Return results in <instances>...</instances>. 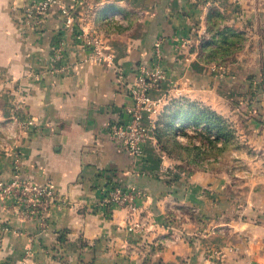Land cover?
Instances as JSON below:
<instances>
[{
  "label": "crops",
  "instance_id": "1",
  "mask_svg": "<svg viewBox=\"0 0 264 264\" xmlns=\"http://www.w3.org/2000/svg\"><path fill=\"white\" fill-rule=\"evenodd\" d=\"M33 1L0 0V179L19 151L24 175L52 180L59 200L41 221L0 197V264H264V0H61L24 23ZM80 31L101 40L100 59ZM234 35L238 46L218 63L214 52ZM158 36L168 79L152 94L163 113L148 111L144 125L190 103L229 127L234 106L220 84L237 77L240 123L261 155L250 178L166 164L155 136L141 156L109 137L107 123L130 102L116 68L131 83ZM111 180L144 191L142 229H127L126 209L99 207Z\"/></svg>",
  "mask_w": 264,
  "mask_h": 264
},
{
  "label": "built area",
  "instance_id": "2",
  "mask_svg": "<svg viewBox=\"0 0 264 264\" xmlns=\"http://www.w3.org/2000/svg\"><path fill=\"white\" fill-rule=\"evenodd\" d=\"M60 4L61 0H34L25 10L24 23H31L34 19L40 20L54 5ZM62 13L66 18V25L73 26L74 19L69 8L63 6ZM77 37L86 39L85 42L92 48L93 59H100L103 56V44L97 36L80 31ZM163 46L164 37L158 36L150 55L142 58L136 65L135 77L131 83L127 81L123 68H116L118 83L126 86L130 102L124 108L125 118L122 116L112 118L106 125V131L122 150L134 156L143 155L150 138L155 136L156 125L152 129L144 125L146 113L148 111L159 115L163 113V110L158 109L162 98H156L152 94L153 89L159 88L168 79L167 70L163 65ZM63 56L64 46L60 44L55 47L54 59L60 60ZM66 69V66H54L53 71L62 72ZM22 167L21 154L16 151L12 157V177L0 179V197L13 199L14 206L22 209L20 211L23 216L44 221L52 205L59 200L58 192L52 180L39 183L24 175ZM144 195V191L136 185H122L111 180L102 189L99 207L107 211H112L116 207L126 209L127 229L129 231L142 229L143 211L137 201Z\"/></svg>",
  "mask_w": 264,
  "mask_h": 264
},
{
  "label": "rangeland",
  "instance_id": "3",
  "mask_svg": "<svg viewBox=\"0 0 264 264\" xmlns=\"http://www.w3.org/2000/svg\"><path fill=\"white\" fill-rule=\"evenodd\" d=\"M239 40V37H231L230 40H227V44L229 43L227 50L222 51L221 48L218 49V54L214 52L213 56L217 57L218 63L225 62V54L231 48L237 47ZM220 88L229 91L231 103L234 106L230 126L225 130L224 136L217 128L211 127L204 121L197 120L207 113L205 105L193 107L187 103L184 105L175 103L164 116L165 120L162 121L161 125H157L155 142L165 153L166 164H177L183 166L185 170L188 168H209L216 172L228 167L233 179L248 178L251 175V166L253 167L256 161V154L259 153L255 151L256 143L254 139L249 137L251 134L248 131H253V128H249L247 124L242 125V122L240 123L242 118L239 113L240 97L242 96L241 91L245 87L236 77L225 85H222L221 82ZM219 97H221V94ZM209 111L216 113L212 109H209ZM180 112L190 117L179 121L180 115L178 113ZM258 157L260 159L261 155L259 154Z\"/></svg>",
  "mask_w": 264,
  "mask_h": 264
},
{
  "label": "trees",
  "instance_id": "4",
  "mask_svg": "<svg viewBox=\"0 0 264 264\" xmlns=\"http://www.w3.org/2000/svg\"><path fill=\"white\" fill-rule=\"evenodd\" d=\"M235 36V35H234ZM235 37H239L240 38V36H238V35H236ZM231 39V38H230ZM230 39H227V36L226 37H224V40H225V44H223L222 45V51L224 50H227L228 49V47H227V45L229 44H227V40H230ZM227 47V48H226ZM236 47H234V48H231L230 50H229V52H231L232 50H234ZM228 52V53H229ZM219 53V52H218ZM228 53H226V54H228ZM225 54V55H226ZM188 105H190V106H193V107H196L195 105H193V104H190V103H187ZM205 110H207V113H205V115L204 116H202V117H199V119H197V120H200V121H204L205 123H208L211 127H214V128H217L222 134H223V136L225 135L224 134V132H225V130L228 128V125L225 123V121L223 120V118L221 117V116H219V115H217L216 113H214L213 111H209L208 109H205ZM167 112L168 111H166L162 116V119H161V121H160V123H159V125H161V123H162V121L163 120H165L164 119V116L167 114ZM179 115H180V118H178L179 119V121H183L185 118H188V117H190V116H188L187 114H183V113H178ZM192 117V116H191Z\"/></svg>",
  "mask_w": 264,
  "mask_h": 264
}]
</instances>
